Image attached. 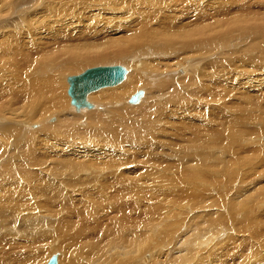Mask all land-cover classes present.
I'll return each instance as SVG.
<instances>
[{
  "label": "rangeland",
  "instance_id": "374dc122",
  "mask_svg": "<svg viewBox=\"0 0 264 264\" xmlns=\"http://www.w3.org/2000/svg\"><path fill=\"white\" fill-rule=\"evenodd\" d=\"M25 1L32 3L35 0H24L23 2ZM48 1L49 0H46V4ZM84 1L91 2L83 3V5H87L90 8H82L84 14L79 15V20H71L70 22L72 23H68L67 28H71L72 30L77 28L80 30L86 29L90 34L98 32L101 34L117 35L119 34V31L121 32L129 29L131 22L134 19L139 18L140 13H142L143 23L144 16L150 18L148 22L151 23L153 22V17H155L154 9L146 3L137 2L135 7H131L132 2H127L126 5L114 7L111 4H105L98 0ZM44 2L45 0H43V2L38 1L33 5L32 9L29 11L30 14L27 16V19L31 20L30 23H35L38 20V25H40L45 22V18L49 17L46 15ZM220 7H222V10L224 11L225 18L223 15L219 14L218 9ZM182 8L184 7L180 4L178 6L179 11H177V14H181V11L185 12L186 8H184V10ZM238 9L248 11L251 9L253 12L252 19L256 20V22L251 20L243 29H232L229 32H223L220 44L217 42L213 44H197L193 47L188 55L190 61L193 62V81L188 85H184V87L180 82H176V85L172 83L174 89L169 87L167 90H161L160 97H164L161 100L163 103L159 102L157 104L161 111L160 113L156 112L155 116L158 115V117L149 123L148 126L150 128L152 127L151 129L146 131L145 128H142L143 126L146 127V123L143 120L144 116L140 117L139 115L134 116L131 123L136 125L137 121L141 122L142 119V126L140 125L141 127H136V131L134 132L127 130L122 136H115L110 132L112 128L116 127L115 123L111 126L105 123L106 125H104L102 131L98 130L96 132L94 130L98 128L97 123L88 121L84 125L79 124V134L85 133L87 135L85 141L91 137L96 139L97 135L98 137L105 138L102 134L99 135L100 133H105L110 136V139L115 138V140H117L118 138H127L130 140L131 145L132 143L135 144L131 146L128 142V144L124 145L122 151L112 152L106 155L102 159V164H104L103 167L100 163L91 165L86 169L79 171L84 172L82 176H79L80 174L77 175L76 170H70L71 173L73 172V174L76 175L71 176L69 168L68 171L65 172V167L68 164H72L73 160L71 161V158H67V160L63 158V153L62 155H59L61 152L55 153L54 150L56 149L53 141L49 142L48 147H45V149H42L38 144V142H41L39 140H42V137H39V135L42 134V127L45 124H57L59 120L58 118L63 116L62 113L46 115L41 121H35L32 123L34 125L30 128V132L35 134L34 138H18V143H21L20 145H14L15 142L9 141V145L12 146L10 148L8 146L7 151L12 154V158H15L17 154H19L20 157L24 159L16 162L13 171V173L20 175L15 179H6L0 186V192L4 196L1 199L3 202H0L5 204L3 206L0 205L1 213L13 217L14 221L9 222L5 226L13 232H8L9 234H7L4 226H1L0 228V258L3 253L16 256L28 252V244L30 241H33L34 235L30 232L28 233L26 230L27 227L33 223L36 212L44 213L48 217L47 230L51 232L52 237L49 236L45 238L47 233H49L48 231L46 234H43L42 238H39L37 243L33 242L34 249H32L31 252L40 251V258L42 260L40 259L38 262V259H34L32 264L47 263L44 258L48 257L46 256L48 252L47 250L51 248L53 244L55 247L58 246L59 249L57 253H52L50 257L53 255H56L57 258L58 255L61 256L63 261L62 264H67L68 258L70 259V256L75 257V255L78 256L79 261L81 260L82 263H84L82 260L83 257H85V260L89 257V253L92 254V252H89L91 245H95V243L96 245L98 243L99 247L108 245V240L114 239L115 236L110 235L112 237L109 236L108 240L105 239L104 236L102 238L103 232L99 231V234L101 233V235H99L97 231H93L92 233L91 226L90 228H87V230L90 231V236L88 237H92L91 235L95 234L94 236H96V238L98 237L99 240L96 238L86 239L87 236H81L85 229L80 232L81 228L75 227L78 229V233L76 234L75 232H77V230L73 229V227H70L69 230L66 229L67 232L66 230L63 231L65 226H67L65 223L62 229L58 228L59 225H63L62 223L65 217L68 221L70 220L69 218L72 216V212H70L71 210L76 209L78 212H81L83 209L82 206V209L75 205L74 207H71L72 204L71 202L69 204V199H74V201L78 200V202L81 199V201H84L85 203L89 202V196H92L95 191L99 190L102 185L101 179L103 175L106 174H110L112 179H110L109 183L104 185L98 191L97 204L100 205V202H102L108 208L115 210L116 205L120 203H130L127 212L130 216L136 215L142 218V231L144 228L158 227L160 224L155 218L159 215L163 216L167 209L173 210L166 214L168 217H171V219H163V226L158 227L160 233L155 240L149 242L148 238L146 239L148 236L142 234V252H140V255L142 254L141 264H179L176 262L178 246L176 245L175 238L177 235L184 236L186 232L193 235L191 236V239H193L191 242L199 243L198 240L201 238L199 236L202 234L207 236L211 227L215 226L216 230L211 232L212 237L215 236L217 238L222 235H228V233L234 236V232H237L239 235L236 236V233L235 237H238L239 245H241L240 240L242 238L248 237L252 233H258L261 228L260 225L264 223V208L261 207L264 202L261 205H258L262 202L261 199L264 196V190H261L264 188V0H213L207 4V16L214 17H211L207 22H212V24H209L212 27H218L219 24L225 23L226 27L228 25V20H230L229 18L235 15L234 13L228 15V13L230 14ZM240 13L242 12H237V15ZM85 17H89L88 20L85 19ZM70 18L71 17H69V19ZM224 19L226 21H224ZM255 23L262 27L256 28ZM214 36L216 37V35ZM172 52L173 54L169 55L166 52L167 56L163 57V62L157 60L160 64V73L168 70L166 67L168 58L173 57V60L176 61L180 57L181 53L178 48L172 50ZM93 58L69 59L66 57V64L70 66L66 70V73H69V76L80 74V72H75L80 71L83 67H86L83 69L86 70L87 68H90L87 67L88 65H96L99 63H94L95 61H101L92 60ZM103 61L105 62H100L103 64H100L99 66L122 65L127 70V73L130 70L128 65L129 61L126 63H122L121 61L116 63L118 62L117 59L112 57H108ZM46 62L53 63V58L47 59ZM34 63L32 65H34ZM177 75L181 76L182 72H178ZM160 82L161 80L156 83L160 84ZM203 82L207 88V93L205 95H200L199 90L201 89L200 86ZM65 83L68 85V82L65 81ZM10 85L9 79L0 75V105L3 106V108H1L3 109V112H5L3 117L7 120L0 119V126L3 122L11 124L10 122L16 117L12 109L14 108L13 103L15 102V97L12 93H8ZM177 86L183 88L178 90ZM188 86L189 89L186 90ZM12 89L17 88L13 87ZM99 90L95 92H98ZM147 90L148 88L140 87L134 93L138 91L146 92ZM186 91H189L190 94L188 95L187 93L189 92ZM95 92L91 94H94ZM89 95V103L97 106L98 101H95L93 98L95 95ZM143 95L140 97V100L142 97L144 98L139 105L146 100V96ZM68 96L69 95H67V97ZM184 96L187 97L186 100H197L200 102L207 111V114L204 112V115L208 118L206 119L204 117V121L200 118H194V120H192L193 118H189L190 123L183 120L184 124L189 125L178 126L182 127V132L176 131V128L172 126L173 129L171 132H174L175 134L173 138L168 136V139H170L168 141L166 137L168 126L165 122L168 120V125H170V121L174 125L179 124V119L176 117L175 112L172 115V108L174 103H178L179 100H183L182 104H185L186 100L184 99ZM68 98L70 101V97ZM128 102L130 103V99L126 104L131 105ZM148 102L150 103V100ZM70 105L74 107L71 103ZM70 105L68 104L69 108L71 107ZM70 109L73 114H80L82 111H89L94 108L82 109L79 113L75 112L72 107ZM165 115H167L168 119H165ZM48 118L50 119L47 120ZM46 120L49 122L47 123ZM191 123L193 124V128L191 127ZM201 123L203 124L202 126H200ZM189 126L190 130H188ZM94 127L95 129L92 130ZM184 127L187 129L185 128L184 130ZM58 128L59 131H57L56 134L54 132L51 136H58L57 133H60L59 136L63 134V131L65 130L63 126H58ZM160 128H163L164 130L161 136H159L160 133L158 132L160 131ZM191 129H193L192 134ZM197 129L198 131H196ZM201 129L204 130L202 131ZM202 132L203 134H201ZM197 133L199 134L198 136ZM6 135L11 138L9 133ZM200 137H205V140H200ZM199 140L200 142L198 143ZM202 143H204V146ZM196 149L201 150L198 157L195 156ZM16 150H18L17 153ZM43 151L47 153L48 158L42 167H39V165L29 161L25 157L26 155L37 156V154H40ZM183 152H188V155L194 156L185 155ZM201 153H206L204 160L205 165L204 167H200V169H204L206 177L200 180L206 185H201L196 182L194 186L189 187V185L187 183L185 184V181L178 175L182 173V169L187 161H194L197 164L201 162V157H199L201 156ZM214 153H217L218 156L232 163L234 176H232L230 180H227V177L224 175L213 174L210 171L212 169L209 168L210 164H208L207 160H211L209 162L214 163ZM60 159H63V161L61 162ZM98 160L100 159L98 158ZM49 161L55 163H49ZM61 163L62 165L64 163V165L62 166ZM50 164H53L54 166L52 167ZM222 165H224L223 162L221 163V166ZM216 167H219V164H217ZM215 169L213 168V170ZM58 172H65L68 176H65L66 179L61 178L56 174ZM129 175L134 178L136 186L132 185L124 190L123 180ZM140 178L141 180L139 181ZM126 182L128 181H125V183ZM175 182L178 184V188L183 189L184 191H179V189L174 193ZM85 183H88L89 185L86 186L87 184ZM76 184L81 185V187ZM67 185L69 186L66 187ZM70 186H78L75 188L79 191ZM67 191L73 195V198L70 194L71 196L68 195V197L70 196L68 201L63 200L65 202H62L61 198L65 196ZM116 191L118 194H116ZM86 193L87 195H85ZM74 197H77V199ZM177 197H183L182 200L179 198L176 201L179 206L175 204ZM203 199H206V201L201 205ZM235 201H237V203L234 205L233 203H235ZM213 202L215 203L213 204ZM68 205H70V207ZM209 205H212L210 209H208ZM107 207L101 208L103 213L107 211ZM199 207H202V209L204 208V211ZM214 212L223 214L224 220H220L218 217L216 218L217 214ZM210 218L216 219L213 222H207L206 220H210ZM24 225H26V227H23ZM104 228L105 227L103 226V229ZM42 229H44V227H42ZM35 235L39 234L36 232ZM60 235L62 237H60ZM103 235H105V233H103ZM81 237L84 238L82 241L80 239ZM76 238L79 239L76 240ZM100 240H104V242ZM203 240H205V237L202 238L201 241ZM83 241L85 243H83ZM101 242L104 245H102ZM78 243L80 246H83V249L81 248L82 246L80 247L77 245ZM233 244H237V242L232 243L231 241H227L226 244H218L215 246H219L220 250H223L222 252H232L237 248ZM211 245H213V243ZM67 246H69L70 249H68ZM42 248L45 249L43 250L46 251V253L44 251L42 252ZM203 251L204 250L201 252ZM33 254H35V256L37 255L36 253ZM145 254L151 255V257L152 255H155V259L152 261L149 256L145 257ZM191 255H193V253L186 255L185 257L190 258ZM105 256L107 259H114L110 255ZM120 256L121 258L117 260L119 263L117 261L110 263L112 261L108 260V263L106 264H133L131 262L133 258L130 259L128 256L126 257L125 254L123 256L121 253ZM186 258L184 260L187 261L180 259L182 261H180V264H183L184 262L185 264H190L189 260ZM90 259L93 260L94 258L90 257ZM101 261L102 264H105L104 262H106L105 259H102ZM99 264H101V262Z\"/></svg>",
  "mask_w": 264,
  "mask_h": 264
},
{
  "label": "bare ground",
  "instance_id": "6f19581e",
  "mask_svg": "<svg viewBox=\"0 0 264 264\" xmlns=\"http://www.w3.org/2000/svg\"><path fill=\"white\" fill-rule=\"evenodd\" d=\"M23 1L24 0H0V75L9 79V83L11 85L8 93H12V95L15 97V102L13 103L14 108L12 109L16 115L12 122L9 121L11 124L7 122L4 123L2 121L3 123H1L0 126V186L6 179H15L20 175L13 173V171L16 162L24 159L20 157L19 154H17L15 158H12V154L7 151L8 146L9 148L12 146L9 145V141L15 142L14 145H20L21 143H18V138H34L35 134L33 132H30V128L34 125L32 123H34L35 121H41L42 118H45L46 115H52L54 113H62L63 116L61 118H58L59 120L57 124H45L42 127V134L39 135V137H42V140L40 139L39 141L41 142H38L42 149L48 147V143L53 141V144L56 149L54 150L55 153L61 152L59 155H62L63 153L64 159L71 158V161L73 160L72 164L67 163L68 165L65 167V172H67L69 168V171L76 170L77 175L80 174L79 176H82L84 172L79 171L86 169L91 165H96L100 163L103 167L104 164H102V159L112 152L122 151L125 144H128V142L129 144L131 143L130 140H128L127 138H118L117 140H115V138L110 139L109 135H106L105 133H100L99 135L102 134L105 138L98 137L97 135L96 139L94 137H91L85 141L87 135L85 133L79 134V124L84 125L88 121L97 123L98 128L96 130H94L95 127L92 129L96 132L98 130L102 131L104 125L106 124L111 126L113 123H115L116 127L112 128L110 132L115 136H122L125 131L129 130L131 132H134L136 131V127L138 128L142 126V119L141 122L137 121L136 125L131 123L132 118L136 115H139L140 117L144 116L143 120L146 123V127L143 126L142 128H145L146 131L151 129L152 127L150 128L148 126L149 123L153 119H156L158 117V115L155 116V113H160L161 111L157 106L159 102L163 103V101L161 100L164 97H160L161 90H167L169 87H172V89H174L172 83L176 85V82H180L184 87V85H188L193 81V62H191L188 57L193 47H195L197 44H213L216 42L220 44L222 41L223 32H229L232 29H243L246 24L251 20L256 22V20L252 19L253 12L251 9H249V11L244 9H238L230 14L228 13V15H231L233 13L235 15H233L231 18L228 17L230 20H228V25L226 27L225 23H222L221 21L220 22L222 24H219L218 27L210 26L209 24H212V22H207V20H210V18L214 16H207V4L213 0H98L99 2H104L105 4H111L114 7L126 5L127 2H132L131 7H135L137 2L146 3L154 9L155 17H153V22L151 23L148 22L150 18L144 16L143 23L142 13H140L139 18H136L131 22V26L129 29L121 32L119 31V34L117 35H109L105 33L101 34L98 32L90 34L89 32H87L86 29L80 30L77 28L75 30H72L71 28H67L68 23H72L70 22L71 20H79V15L84 14L82 8H90L87 5H83V3H91L90 1L49 0L46 4L45 0L44 6L46 10V15H48L49 17L45 18V22L40 25H38V20L35 23H30L31 20L27 19V16L30 14L29 11L32 9L33 5L38 1L43 2V0H35L32 3L28 1ZM180 4H182V7L186 9L185 12L181 11V14H177V11H179L178 6ZM184 8L182 9L184 10ZM218 11L219 14L224 16V11L222 10V7H220ZM239 11H241L242 13L237 15V12ZM185 13L187 16L185 15ZM69 17L71 18L69 19ZM88 18L89 17H85V19L87 20ZM224 21L226 20L224 19ZM260 27L262 26L256 25V28ZM214 35H216V37ZM177 48L180 50V57L176 61L173 60V57L168 58L166 66L168 70L163 73H160L159 62H163V57L167 56V53L168 55L173 54L172 50ZM66 57L69 59L94 57L92 60H101L94 62H97L99 64H91L87 66L90 68H92V66H99L100 64H103L105 62L103 61L104 59L112 57L117 59L118 62L116 63H119V61H121L122 63H126L127 61H129L128 65L130 67V70L127 73V70L124 68L125 73L123 78L115 84L101 86L86 93V100L88 103V95H95L93 98L95 99V101H98L97 106L89 103L88 106L78 107L72 102V98L67 90L70 87L68 79L69 77L74 75L69 76V73H66V70L70 67L66 64ZM51 58H53V63H47L46 60ZM33 63L34 65H32ZM85 68L86 67H83L80 71L75 73L80 72L81 74L83 71H85L83 70ZM178 72H182V75L178 76ZM159 80H161L160 84L156 83ZM65 81L68 82V85L67 83H65ZM13 87L17 89H12ZM140 87L148 88V90L146 92L140 91L141 93L139 94L136 101L130 100V103L128 102L131 105L126 104V102L129 101L131 96L134 94V92ZM177 87L178 90L183 88L179 86ZM200 88L201 89L199 90V94L205 95L207 93V88L205 87L204 82L201 84ZM188 89L189 86L186 88V90ZM97 90L99 91L95 92ZM93 92L95 93L91 94ZM187 94L189 95L190 92ZM67 95H69L68 97H70V101ZM142 95L146 96V100L141 105H139L142 102V99L144 98L142 97L140 100V97ZM186 98L187 97L184 96L185 100ZM149 100L150 103L148 102ZM182 101L183 100H179L178 103H174L172 108V115L175 112L176 117L179 119V124L174 125L170 121V125H168L169 121L167 120L165 122V124L168 126V133L166 135L167 139L168 136L171 138L174 137L175 133L171 132L173 127L176 128V131L180 132L182 127L178 126L189 125L184 124V121L190 123L189 118H193L192 120H194V118H200L202 119V121H204V117L206 118L204 112L207 114V111L200 104V102H198L197 100L189 101L187 99L186 103L182 104ZM70 103L74 105L75 108L71 106ZM68 104L74 109L75 112L78 113L81 112L82 109H94L84 112L82 111V114H73L70 109L71 107L69 108ZM1 107L3 108V106L0 105V119L5 120V117H3L5 112H3V109ZM49 119L50 118H48L47 120ZM165 119H168L167 115H165ZM61 125L65 129L63 131V134L59 136L60 133H57L58 136H51L54 132L56 134V132L59 131L58 126ZM202 125L203 124L201 123L200 126ZM191 127L193 128V124ZM185 128L186 127H184V130ZM188 130H190V126L188 127ZM192 130L193 129H191V134L193 133ZM163 131V128H160V131H158L160 133L159 136L163 134ZM196 131H198V129ZM8 133L10 134L11 138L6 135ZM201 134H203V132ZM198 135L199 134L197 133V136ZM203 139L205 140V137H200V140ZM169 140L170 139H168V141ZM200 140L198 141V143L200 142ZM203 144L204 143H202V145ZM133 145L135 144L132 143L131 146ZM17 151L18 150H16V153ZM200 152V149L197 150L195 156L198 157V154H200ZM183 153L185 155L189 154L188 152ZM214 154V163H210L209 161L211 160H207L208 164H210L209 168H211L212 170L213 168H216L215 170L210 171L213 174L224 175L225 177H227V180H230L232 176H234V171H232V163L218 156L217 153ZM205 156L206 153H201V156H199L201 157V162H199L198 164L194 161H187L182 169V173L178 175L185 181V184L187 183L189 185V187L194 186L196 182L200 183L201 185L205 184L203 181L200 180L206 177L204 169H200V167H204L205 165ZM25 157L29 161H32L36 163V165H39V167H42L48 158L47 153L45 151L40 154H37V156L26 155ZM98 158L100 160H98ZM60 160L61 162L63 161V159ZM50 162L55 163L53 161H49V163ZM222 162L224 163V165L221 166ZM217 164H219V167H216ZM50 166L53 167L54 165L50 164ZM65 172H58L56 174L59 177L66 179L65 176L67 175V173L65 174ZM70 174L71 176L75 175L73 174V172L71 173V171ZM141 178L139 179V181L141 180ZM110 179H112L110 177V174L103 175L101 179L102 185L99 190L104 185L109 183ZM125 181L128 182L125 183ZM123 183L124 190L127 189L129 186H136V184L134 183V178L130 175L125 180H123ZM85 184H87L86 186L89 185L88 183ZM69 185H67L66 187H68ZM78 186L81 187V185ZM78 186L70 187L75 188ZM178 187V184L175 182L174 193H176L180 189ZM80 190L82 191L81 188ZM261 190H264V188H262ZM98 191H95L92 196H89V198L85 197L89 199V202L86 203L84 201H81V199L79 200V202L78 200L74 201V199H69V204L70 202L72 204L71 207H74L75 205L81 208L82 206L83 209L81 208V212H78L76 209L71 210L70 212H72V216L69 218L70 220L68 221L66 217H62L64 218L62 223L63 225H59L58 228L62 229L65 223L67 226H65L63 231H65L66 229L69 230L70 227H73V229L81 228V230L79 229L80 232L85 229L82 232L83 234L80 233L82 234L81 236L88 237L90 236V231H88L87 228H90L91 226L92 233L93 231H97L99 234V231H102L103 233H105V235H103L102 233V238L104 236L105 239L108 240V237L110 235H114L115 238L109 239L108 245L104 247L101 246L104 240H100L102 241L100 244L101 247H99L98 243L97 245L96 243L95 245H91L89 252H92V254L89 253V257L85 260V257H83V259L81 258L84 263H82L81 260V262L78 260L79 258L77 255H75V257L68 255L70 256V259L68 258L67 264H99L100 262L102 264V259L106 260V262L103 261L105 264L108 263V260L112 261L110 263H113L119 258H121L120 253L123 254V256L125 254V256H128L130 259L133 258L131 260L133 264H141L142 254L140 255V252H142V234L144 236H148L146 237V239L148 238L149 242L155 240L158 237V234L160 233V231H158V227L163 226V219H171V217H168L166 214L172 212L173 210L167 209L163 216L159 215L155 218V220H157L160 224L158 227L156 226L151 228H144V230L142 231V218L136 215L130 216L127 212L130 203H120L116 205L115 210L108 208L102 202H100V205H98ZM179 191L184 190L180 189ZM67 192L65 196L61 198L62 202L68 201V198L72 195L69 191ZM116 194H118L117 191ZM68 195L70 196L68 197ZM85 195H87V193ZM2 197L4 196L0 192V201H2ZM74 198L77 199V197ZM179 198L181 200L183 199V197H177V199L175 200V204L177 206L179 205L176 201ZM206 199H203L201 205L206 201ZM261 200L262 202L260 204L257 203L258 205H261L264 202V196ZM214 203L215 202H213V204ZM236 203L237 201H235V203L233 204L235 205ZM0 205L3 206L5 204L0 202ZM68 206L70 207V205ZM211 206L209 205V208H207L210 209ZM102 207H107V211L105 213L102 212ZM261 207L264 208V204ZM199 208L202 209V207ZM214 213L217 214L216 218L218 217L220 220H224L223 214L217 212ZM47 218L48 217L44 213L36 212L33 223L29 225L26 230L28 233L30 232L34 235L33 241H30L28 244V252L26 254L16 256H12L8 253H3L0 258V264H32L34 259H38L37 261L39 262L41 259L40 251H31L32 249H34L33 242L37 243L39 241V238H42L43 234H46L49 231L47 230ZM216 218H210V220L206 221L213 222ZM0 219V228L1 226L5 227L6 224H8L9 222H14L13 217L4 215L3 213H1V210ZM103 226L105 227L104 229ZM260 226L261 228L259 229L258 233H252L248 237L242 238L240 240L241 245L238 244V237H235V234L237 232H234V236L228 233V235H222L221 237H212L211 232H214L216 230L215 226L211 227L207 236H204V234L199 236L201 237L198 240L199 243L193 241L191 242V240H193L191 239V236L193 235H190V233L186 232L184 236L177 235L175 238L176 245L178 246V255H176V262L180 264L181 260L187 261L184 260L186 258L185 256L193 253L190 258H186L189 260L190 264H264V223ZM23 227H26V225H24ZM42 227H44V229H42ZM5 229L7 234L13 232L11 229H7L6 227ZM76 230L77 232L74 231L75 234L78 233V229ZM36 232L39 235H35ZM61 235L60 237H62ZM94 235L92 234V237H86V239L96 238V236ZM99 235H101V233ZM238 235L239 234L237 233L236 236ZM49 236L52 237L50 231L49 233H47L45 238ZM204 237L205 240L201 241ZM232 237H234L235 239ZM77 239L79 238H76V240ZM80 239L82 241V239L84 238L81 237ZM96 239L99 240L98 237ZM84 241L83 243H85ZM227 241H231L232 243L237 242V244H233L237 248L232 252H222L223 250H220L219 246H215L218 244H226ZM212 243L213 245H211ZM77 245L80 246L79 243ZM69 246H67L68 249H70ZM81 248L83 249V246ZM43 249L44 248H42V252L45 250ZM49 249L47 250L48 252L46 254V256L48 257L44 258L46 262H48L52 253L58 252L59 247H55L53 244V246H51V248ZM202 250L204 251L201 252ZM44 252L46 253V251ZM33 253H36L37 255L35 256V254ZM105 255H110L116 260L110 258L107 259ZM144 256H149L152 261L155 259V255H152L151 257V255L145 254ZM90 257L94 259L92 260L90 259ZM62 262L63 261L61 256L58 255L56 264H62ZM43 263L47 264L45 262ZM183 264H185V262Z\"/></svg>",
  "mask_w": 264,
  "mask_h": 264
},
{
  "label": "water",
  "instance_id": "95a60500",
  "mask_svg": "<svg viewBox=\"0 0 264 264\" xmlns=\"http://www.w3.org/2000/svg\"><path fill=\"white\" fill-rule=\"evenodd\" d=\"M124 73L125 69L120 65L96 66L86 69L81 74L69 77L70 87L68 93L72 98V102L78 107L88 106L89 103L86 100L87 92L101 86L115 84L123 78ZM140 93V91L134 93L130 100L136 101ZM56 263L57 258L55 255L50 257L47 262V264Z\"/></svg>",
  "mask_w": 264,
  "mask_h": 264
}]
</instances>
